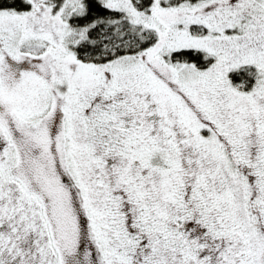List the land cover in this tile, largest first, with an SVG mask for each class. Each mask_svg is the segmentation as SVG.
Segmentation results:
<instances>
[{"label":"snow or ice","instance_id":"6c2138e0","mask_svg":"<svg viewBox=\"0 0 264 264\" xmlns=\"http://www.w3.org/2000/svg\"><path fill=\"white\" fill-rule=\"evenodd\" d=\"M0 264H264V0H0Z\"/></svg>","mask_w":264,"mask_h":264}]
</instances>
